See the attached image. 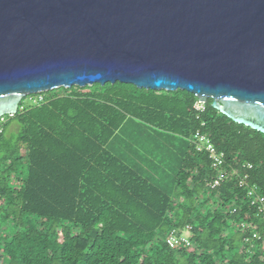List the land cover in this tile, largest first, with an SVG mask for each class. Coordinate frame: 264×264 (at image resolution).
I'll return each instance as SVG.
<instances>
[{
  "label": "trees",
  "instance_id": "trees-1",
  "mask_svg": "<svg viewBox=\"0 0 264 264\" xmlns=\"http://www.w3.org/2000/svg\"><path fill=\"white\" fill-rule=\"evenodd\" d=\"M197 102L119 83L22 99L0 122V264H264V215L235 178L206 188L216 172L189 142L207 135L229 172L251 165L264 196V135ZM140 149L161 155L175 196L129 160ZM186 227L191 246L171 250Z\"/></svg>",
  "mask_w": 264,
  "mask_h": 264
},
{
  "label": "water",
  "instance_id": "water-1",
  "mask_svg": "<svg viewBox=\"0 0 264 264\" xmlns=\"http://www.w3.org/2000/svg\"><path fill=\"white\" fill-rule=\"evenodd\" d=\"M183 91L264 135V0H0V122L72 87Z\"/></svg>",
  "mask_w": 264,
  "mask_h": 264
},
{
  "label": "built area",
  "instance_id": "built-area-1",
  "mask_svg": "<svg viewBox=\"0 0 264 264\" xmlns=\"http://www.w3.org/2000/svg\"><path fill=\"white\" fill-rule=\"evenodd\" d=\"M194 109L198 112H203L204 104L197 102ZM189 142L195 147L196 152L207 154L212 168L216 172L213 181L206 183V188L216 189L220 184L235 178L238 180L239 186L246 189L247 198L251 206L256 207L264 215V196L259 193L256 186H250L247 183L248 175L245 171L251 170V165H241L229 172L224 169V154L215 149L207 135L198 131L191 136ZM253 240H258V237L253 235L251 238L246 239L245 243L249 244ZM165 243L171 250L189 248L192 244L190 227L171 230L165 238Z\"/></svg>",
  "mask_w": 264,
  "mask_h": 264
},
{
  "label": "rangeland",
  "instance_id": "rangeland-1",
  "mask_svg": "<svg viewBox=\"0 0 264 264\" xmlns=\"http://www.w3.org/2000/svg\"><path fill=\"white\" fill-rule=\"evenodd\" d=\"M41 97L38 98H29L27 101L29 103H35V101H40ZM121 145L119 143H114L111 147L110 150L112 151H116L117 148H120ZM146 147H148L146 145ZM142 161H138L137 158L132 159V156L129 155V160L138 164L140 167L142 168H146L147 166H150L151 170L149 172V169H147L146 174H152L154 175V177L156 179H158L159 184L162 187H166L165 189L167 190V193L170 194L172 197L175 196V192H176V188H175V184L170 182V172L167 171L164 166L163 163H161V155H157V156H146L142 153V150H139V153H137ZM169 177H164V175H167Z\"/></svg>",
  "mask_w": 264,
  "mask_h": 264
}]
</instances>
